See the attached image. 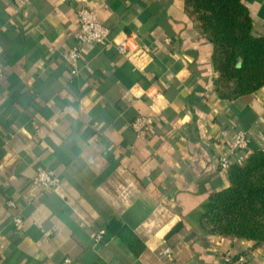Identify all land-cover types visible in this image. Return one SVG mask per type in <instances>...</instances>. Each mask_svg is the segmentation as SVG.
I'll list each match as a JSON object with an SVG mask.
<instances>
[{"label":"crops","instance_id":"0c3cea01","mask_svg":"<svg viewBox=\"0 0 264 264\" xmlns=\"http://www.w3.org/2000/svg\"><path fill=\"white\" fill-rule=\"evenodd\" d=\"M244 2L264 33V0ZM81 7L112 42L72 74ZM212 54L185 0H0V264H264V243L199 225L238 132L235 161L264 145V86L221 98ZM139 116L154 120L142 132ZM41 168L60 186L35 183Z\"/></svg>","mask_w":264,"mask_h":264},{"label":"trees","instance_id":"16d2710c","mask_svg":"<svg viewBox=\"0 0 264 264\" xmlns=\"http://www.w3.org/2000/svg\"><path fill=\"white\" fill-rule=\"evenodd\" d=\"M195 27L213 44L218 95L235 100L264 86V33L244 0H185ZM229 185L210 195L199 216L201 230L264 243V145L227 171Z\"/></svg>","mask_w":264,"mask_h":264},{"label":"built area","instance_id":"2783aa9c","mask_svg":"<svg viewBox=\"0 0 264 264\" xmlns=\"http://www.w3.org/2000/svg\"><path fill=\"white\" fill-rule=\"evenodd\" d=\"M21 6L27 5L31 0H16ZM78 29L75 32L76 44L69 51V59L72 64L71 72L76 74L78 72L79 62L82 59L84 48L90 44H105L108 45L112 41L110 40V29L105 26L100 18L96 9L89 7H81L78 10ZM118 50L121 53L128 54V46L126 41L117 42ZM154 122L152 117L139 116L132 123L133 127L138 131L142 132L145 128ZM250 147V136L247 130H240L235 138L229 144V152L222 154L219 157V168L221 171L227 172L233 162H242V155L237 158V154L249 150ZM34 182L39 184L44 190L56 189L60 186L61 179L55 174L54 171L41 168L37 171L34 178ZM7 205L11 208L16 207L14 200H8ZM14 225L17 230L23 229V217L21 215H15L13 218ZM105 230L102 229L96 236V240L100 241ZM170 253V250L167 249ZM70 260H67L69 263ZM238 262L244 263L245 257L240 256ZM225 264H233L231 258H227Z\"/></svg>","mask_w":264,"mask_h":264}]
</instances>
